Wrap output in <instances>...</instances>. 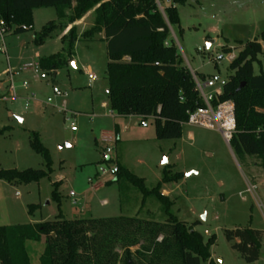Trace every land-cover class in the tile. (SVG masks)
<instances>
[{"label":"rangeland","instance_id":"obj_1","mask_svg":"<svg viewBox=\"0 0 264 264\" xmlns=\"http://www.w3.org/2000/svg\"><path fill=\"white\" fill-rule=\"evenodd\" d=\"M178 10L180 29L173 38L186 66L205 76L228 78L230 62L216 63V56L225 55L223 47L238 55L264 30V0H188ZM33 17V30L7 35L6 54L0 52V170L48 172L45 160L30 144L31 132H37L50 154L51 173L39 182L14 185L7 201L0 197V205L11 208L9 226L53 221L60 214L68 220L138 216L163 222L162 206L153 196L142 206L143 195L137 189L127 183L121 190L117 175H104L101 168L126 167L145 179L151 190L162 181L167 166L172 175L183 177L163 183L161 191L174 202L172 212L179 220L206 239L216 236L211 248L214 263L249 264L232 248L225 232L246 227L264 232L262 160L238 155L216 130L184 125L180 139L158 140L150 119L146 130L136 125L143 121L140 117L118 116L107 95L108 55L103 42H76L75 66L50 73L27 69L41 58L63 52L64 44L56 34L43 45L35 42L43 27L60 21L68 25L63 35L76 26L81 36L93 26L95 11L75 23L69 18L59 20L56 8L36 9ZM207 41L214 42L209 50ZM261 43L255 75L264 72ZM90 72L97 81L90 82ZM54 87L65 96L54 98ZM104 131L118 132L119 142L111 154L99 143ZM55 184L59 201L54 197ZM249 184L256 185L255 195L248 191ZM31 206H36L32 213ZM44 248V238L27 243L30 264H41ZM252 264H264V243L260 259Z\"/></svg>","mask_w":264,"mask_h":264},{"label":"trees","instance_id":"obj_2","mask_svg":"<svg viewBox=\"0 0 264 264\" xmlns=\"http://www.w3.org/2000/svg\"><path fill=\"white\" fill-rule=\"evenodd\" d=\"M187 1L0 0V17L9 34L18 35L33 30V12L39 8H56L59 20L69 18L71 23L94 10L93 26L81 36L76 26L63 35L68 25L63 26L60 21L43 27L35 42L43 45L56 34L64 48L62 53L41 58L40 70L50 73L70 67L78 41L105 43L108 55L105 79L111 110L121 117L150 119L158 140H176L182 137L189 114L204 106L191 70L173 38L175 30L180 29L178 8ZM263 41L264 30L259 39L247 42L239 51L229 65L231 74L220 100L232 101L235 107L232 150L243 157L260 158L264 170V72L254 74ZM222 50L232 51L228 47ZM196 75L200 80L208 77ZM30 144L45 160L48 172L0 170V180L20 185L49 176L50 154L39 133L31 132ZM116 175L121 190L128 183L143 195L142 206L147 197L153 196L162 206L164 221L138 216L68 220L60 214L53 221L0 226V264H30L27 243L42 238L45 248L40 256L41 264H202V261L215 264L211 248L216 236L206 239L179 220L172 212L174 202L161 191L163 183L179 182L181 173L172 175L166 166L162 181L151 190L146 187L145 179L119 164ZM54 197L59 201L57 184ZM35 207H30V213ZM225 236L247 263L260 259L263 231L237 228L227 230Z\"/></svg>","mask_w":264,"mask_h":264},{"label":"built area","instance_id":"obj_3","mask_svg":"<svg viewBox=\"0 0 264 264\" xmlns=\"http://www.w3.org/2000/svg\"><path fill=\"white\" fill-rule=\"evenodd\" d=\"M9 29L6 27L4 20L0 17V37L2 39V43L0 46V52L6 54V48L4 45V38L9 35ZM237 55H235L232 51L229 53L217 55L215 58L216 63H220L221 61L227 59L230 64L236 59ZM27 69L34 70L35 72L39 71V64L36 65H28ZM197 92L199 94L200 99L202 100L204 106L198 108L194 112L189 114V120L183 124L194 127H201L208 130H216L219 131L225 140V142L230 146V142L233 139V136L236 132V120H235V107L232 101H221L220 98L223 94L224 88L228 83V78L224 79L219 74L208 76L205 80H200L195 71L191 70ZM90 82L93 83L97 81V76L93 73H89ZM26 86V85H25ZM11 93H13V88H11ZM53 96L64 97L65 94L61 92V90L57 87L53 88ZM6 100V98H4ZM53 99L49 98L48 103H52ZM142 128H148L149 122L148 120H143L141 122ZM73 131L76 129L73 127ZM118 137L115 132L104 131L100 137V143L105 146V153L111 154L113 152V145L117 144ZM101 172L105 175L110 173L112 175H116L118 173V166L114 167L110 170H105L101 168ZM92 183V181L90 180ZM257 187L255 184H249L248 191L255 195ZM71 197H74V193L72 192Z\"/></svg>","mask_w":264,"mask_h":264},{"label":"crops","instance_id":"obj_4","mask_svg":"<svg viewBox=\"0 0 264 264\" xmlns=\"http://www.w3.org/2000/svg\"><path fill=\"white\" fill-rule=\"evenodd\" d=\"M101 38H103V35L101 36ZM10 92H11V89H10ZM136 125H137V127H142L141 123L137 122ZM148 128H142V129H146L147 130ZM115 129L119 132V127L117 125H115ZM116 135H117V133H116ZM117 137H118V140H119V136L118 135H117ZM0 188H1L0 197L3 200H6V201L9 200L10 196L12 194L14 185H12L10 183H7L6 181L0 180ZM10 214H11V208L10 207L6 208V207L0 205V226H9L10 223H8V222H9L10 217H11V216H9ZM211 258H212V256H211ZM212 260H213V258H212Z\"/></svg>","mask_w":264,"mask_h":264},{"label":"water","instance_id":"obj_5","mask_svg":"<svg viewBox=\"0 0 264 264\" xmlns=\"http://www.w3.org/2000/svg\"><path fill=\"white\" fill-rule=\"evenodd\" d=\"M213 44H214L213 41H207L206 42V49L209 50ZM72 66H75V63L74 62H72ZM166 162H167V160L163 164L165 165Z\"/></svg>","mask_w":264,"mask_h":264}]
</instances>
